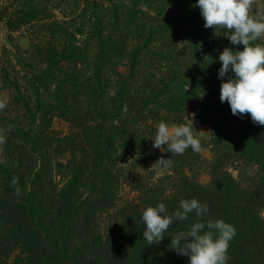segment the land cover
<instances>
[{
  "label": "trees",
  "instance_id": "obj_1",
  "mask_svg": "<svg viewBox=\"0 0 264 264\" xmlns=\"http://www.w3.org/2000/svg\"><path fill=\"white\" fill-rule=\"evenodd\" d=\"M131 2L87 3L82 27L70 30L44 0H0V33L12 38L41 20L38 32L48 38L45 50L33 43L41 58L38 50L22 57L18 45L9 57L0 47V264H188L170 244L199 218L189 214L149 245L142 214L163 202L171 215L192 198L208 206L203 219L235 227L228 264H264V125L220 100L218 57L244 46L212 28L208 36L180 34L179 25ZM190 11L183 12L198 17ZM84 28L103 43L91 56L76 44ZM56 117L67 119L69 132L53 129ZM188 118L209 127L208 139L193 127L209 159L190 147L183 155L153 148L161 121Z\"/></svg>",
  "mask_w": 264,
  "mask_h": 264
},
{
  "label": "clouds",
  "instance_id": "obj_2",
  "mask_svg": "<svg viewBox=\"0 0 264 264\" xmlns=\"http://www.w3.org/2000/svg\"><path fill=\"white\" fill-rule=\"evenodd\" d=\"M253 2L196 0L193 7L200 9L204 27L212 28L215 36L223 35L231 45L244 46L243 50L226 47L218 57L221 62L218 70V78L222 80L221 103L227 102L233 115L250 114L254 123L264 125V16L250 13ZM258 40L262 43H256ZM5 106L0 102V109ZM193 127V120L189 118L186 123L171 126L161 121L152 146L163 151L166 145L167 152L175 155H183L189 147L198 153L201 144L194 136ZM159 163L162 167L172 165L170 158H162ZM12 184H17L16 178ZM20 193L21 189L16 187L15 194L19 196ZM208 211V206L197 198L182 199L171 215L163 202L148 206L142 214L143 238L149 245L159 244L174 223L185 221L194 213L199 219L187 231L172 236L170 248L188 257V264H228L230 242L236 229L223 219H203Z\"/></svg>",
  "mask_w": 264,
  "mask_h": 264
},
{
  "label": "rangeland",
  "instance_id": "obj_3",
  "mask_svg": "<svg viewBox=\"0 0 264 264\" xmlns=\"http://www.w3.org/2000/svg\"><path fill=\"white\" fill-rule=\"evenodd\" d=\"M45 2L49 3L50 8L54 10L52 13L55 20L59 21L62 27L67 29H75L76 27H82L81 21L83 19L84 12H81L87 3L92 4L93 6H100L104 5V7H108L109 9H119L125 8L127 6L130 7L131 0H114L117 1V6L110 5V0H44ZM140 1V6L145 13L150 14V18L159 15V18L164 19L165 23H170L172 26L179 25L180 34L186 32L196 33V29H198L197 33L202 31L203 35L208 36L212 34L211 28H205L204 23L205 21L201 18L200 9L198 7H193L196 4V0H138ZM46 4V3H43ZM112 4V3H111ZM190 8V13L193 14L194 10H198V17L197 16H189V12H183L184 9ZM109 12V10L107 11ZM250 13L252 15H259L264 16V0H254L253 5L250 9ZM42 21H36L34 27L31 26L28 28H24L23 31L14 32L12 38H7L6 31H2L0 33V47H7L11 50V52L6 55H10L9 57H13V54L16 45L21 47L22 53L20 54L22 57L26 58L29 56L30 51L31 55L33 53H37L39 51V57H42L41 50L36 48L33 49V43L41 45L40 48L45 50L46 43L45 42L48 38L43 37L41 32H38ZM90 28H84L82 34L77 36L76 44L81 45V47L85 48L89 56L93 53H98L99 48L103 45V43H98V40L95 38L91 39V36H94L89 32ZM37 33V34H36ZM201 37L203 35L199 34ZM63 34L58 35L55 43L58 45L59 51L63 48L65 43V38ZM222 36V35H221ZM217 37V36H216ZM46 39V40H43ZM35 41V42H34ZM88 42V43H86ZM67 45V44H66ZM3 52V51H2ZM5 52V51H4ZM3 55V54H2ZM14 55V54H13ZM5 56V55H3ZM94 57V56H92ZM40 66H42V62H39ZM39 66V67H40ZM87 68V66H86ZM117 69L121 72H125L126 68L124 66H119ZM4 97H8V92H1ZM163 115V113H162ZM189 116H193L194 113L189 111ZM170 126L171 125H178L177 123L173 122L172 120H164ZM52 127L55 131L61 132L62 134L67 133L70 131V124L67 119L55 118L52 124ZM195 132L198 136L208 139L209 138V127L205 124H200L195 127ZM1 152V149H0ZM201 154L204 158L209 159L211 156L210 148L203 147L201 149ZM68 155H63L62 160H66ZM154 167V166H152ZM158 168V167H156ZM162 170L157 169V175H161ZM59 178V177H58ZM199 180L203 184H207L210 181V175L208 171H204L200 174Z\"/></svg>",
  "mask_w": 264,
  "mask_h": 264
}]
</instances>
